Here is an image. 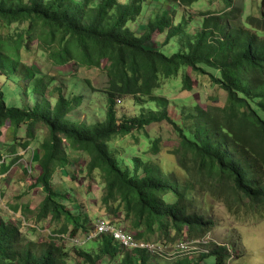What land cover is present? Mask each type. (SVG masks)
I'll list each match as a JSON object with an SVG mask.
<instances>
[{
    "label": "trees",
    "instance_id": "obj_1",
    "mask_svg": "<svg viewBox=\"0 0 264 264\" xmlns=\"http://www.w3.org/2000/svg\"><path fill=\"white\" fill-rule=\"evenodd\" d=\"M176 1L186 8L199 2ZM146 2L0 0V30L26 25L17 39L0 36V70L13 80L17 70L21 78L35 79L29 90L39 99L32 107L9 106L0 87V138L5 126L13 132L5 149L7 156L0 147L3 173L22 157L19 145L24 149L31 145L38 124L48 131L31 162V168L37 165L39 173L30 188L40 187L44 197L34 209L29 204L12 206L13 211L21 208L25 219L31 213L36 221L32 231L40 229L41 221L55 225L51 230L55 234L88 230L89 215L79 205L71 206L77 203L68 197L72 194H65L52 183L55 171L71 164V152L87 156V173L102 176L103 203L119 215L118 220L128 222L139 238L170 240L173 244L185 237L204 238L217 223L197 208L201 195L264 214V0L260 17L247 18L236 0H208L211 4L222 2L225 9L200 13L202 19L194 30L192 19L183 17L176 23L160 6L143 28L138 25L133 30L145 13ZM155 33L165 35L164 46L172 43L171 50L176 43L177 51L165 54L151 47ZM33 40H38L56 65L76 62L106 71L103 120L90 123L74 115L93 101L89 97L97 90L90 80H86L88 89L80 94L67 98L59 90L55 103L50 102L45 91L53 79L37 78L33 67L22 62L21 49ZM180 73L185 92L193 90L192 76L207 78L224 92L225 104H184L181 122L172 118L170 100L156 91L162 89V80L177 79ZM123 98L144 105L142 112L118 118L115 108ZM164 121L178 138L174 154L180 174L166 169L157 158L161 152L159 137L142 154L127 156L116 148V138ZM22 125L27 138L18 145ZM28 232L5 216L0 218V264H69L72 256L64 241L51 234L32 239ZM96 241L97 246L88 250L73 246L77 264H104L107 259L113 264L157 261L142 250L124 251L110 235H101ZM232 248L213 244L199 258L184 256L173 264H233Z\"/></svg>",
    "mask_w": 264,
    "mask_h": 264
},
{
    "label": "rangeland",
    "instance_id": "obj_2",
    "mask_svg": "<svg viewBox=\"0 0 264 264\" xmlns=\"http://www.w3.org/2000/svg\"><path fill=\"white\" fill-rule=\"evenodd\" d=\"M145 13L137 20L136 25L132 28L137 30L139 25L143 28L148 22L152 14L158 12L157 8L162 6L164 10L170 13V16L177 21L180 18L191 20V30L196 29V23H200V13L211 11V13L222 12L225 5L222 2L211 4L208 0H199L192 7H183L178 5L176 0H163L161 5L158 0H146ZM262 0H236V5L242 9L244 18L261 15ZM193 17V18H192ZM179 19V20H178ZM25 24H14L8 29L0 30V36L11 37L17 39L18 35L25 29ZM165 35L155 33L150 46L160 49L165 54H172L177 51L176 43L164 46ZM22 62L27 66H32L33 70L38 74V77L52 78L53 81L49 84L45 95L52 104L62 90L67 98H72L80 94L84 89H88L86 80H90L97 92L93 93L91 103H85L84 107L78 109L74 115L75 118H81L88 122H96L103 120L105 112L102 110L106 105L105 89L108 86V77L103 68H87L79 66L76 62H69L65 66H59L53 63L49 57L46 49H43L38 43V40H33L28 44V47L21 49ZM188 75H192L190 70H187ZM6 71L0 70V87L6 95V101L9 106L24 107L29 105L34 106L36 101H39L38 96L33 97L29 88L34 87L35 79L27 81L21 78L20 70L14 74V80L5 76ZM183 75V72H182ZM193 90L185 92L182 86L181 73L177 79L162 80V89L156 91V94L165 96L170 100L169 114L172 118L181 122L182 113L181 108L184 104H196L206 107L207 105H222L226 102V95L222 90L214 87L207 78H196L192 76ZM122 102L116 105V113L118 118L132 117L142 112L144 105L136 103L131 98H123ZM47 129L42 125L36 126L34 135L35 138L31 140V145L24 149L19 145L20 141L27 138L25 126L22 125L18 131L17 143L19 145V154L22 156L9 171L3 173L0 165V218H5L15 224H19L25 233L32 239H43L49 237V230H53L56 226L49 225L47 222L41 221L40 229L32 231L30 228L36 226V221L31 213L25 219L22 216L20 209L13 211L14 205L29 204L31 209L39 205L44 197V192L40 187L30 188V185L35 182L36 175L39 173L38 166L34 165L31 168L33 157L37 153L39 143L47 136ZM13 132L7 126L3 127V135L1 136V144L3 153L7 156L5 149L8 143L12 140ZM159 137L161 152L157 156L165 165L166 169H171L174 172H181L177 165V156L174 150L178 146V138L174 133L172 126L166 121L159 123H152L142 129L133 130V132L123 138H116V148L127 156L132 153H140L151 145V141ZM71 164L63 169L58 168L52 176L53 186L60 189L68 195L72 194L71 201L74 203V208L81 207V210L89 215L88 228L92 227L94 221L98 217H110L118 224L132 229L125 220H118L113 209H108L102 201L104 194V182L101 174L95 172L92 176L87 173L86 162L87 156L83 153L71 152ZM148 156V155H147ZM146 156V157H147ZM11 160V156L7 157L6 162ZM33 165V164H32ZM168 171V170H167ZM70 203V201H67ZM197 208L200 212L207 214L209 218L216 221L217 225L214 230L209 232L204 238L199 241L198 253L185 255L189 258H199L203 251L209 252L213 244H228L231 245L235 252V259L233 264H264V214L260 215L258 212L249 207L234 208L225 199L211 198L209 195H201L198 199ZM206 215V216H207ZM119 216V215H118ZM106 219V218H105ZM38 223V222H37ZM45 230H41V229ZM133 231V230H132ZM82 233V232H79ZM190 240V239H189ZM152 241H156L153 240ZM161 241V240H158ZM166 246L171 247L172 242L168 240L163 242ZM67 248L71 252L72 258L69 259V264H77L79 258H74V245L66 243ZM97 246L96 240H88L80 248L88 250ZM184 257V256H183ZM172 260H165L157 258V261L152 260V264H173ZM104 264H113L108 259L103 261Z\"/></svg>",
    "mask_w": 264,
    "mask_h": 264
},
{
    "label": "built area",
    "instance_id": "obj_3",
    "mask_svg": "<svg viewBox=\"0 0 264 264\" xmlns=\"http://www.w3.org/2000/svg\"><path fill=\"white\" fill-rule=\"evenodd\" d=\"M103 234L112 236L122 248L128 251L144 250L152 258L172 260L200 251L197 247L200 242L189 240L186 237L176 242L172 247L149 240L139 239L133 231L127 230L125 227L117 225L111 219L107 218H98L93 227L81 235L63 234L61 238L66 243L82 245L88 240L96 239Z\"/></svg>",
    "mask_w": 264,
    "mask_h": 264
},
{
    "label": "clouds",
    "instance_id": "obj_4",
    "mask_svg": "<svg viewBox=\"0 0 264 264\" xmlns=\"http://www.w3.org/2000/svg\"><path fill=\"white\" fill-rule=\"evenodd\" d=\"M98 218H107V217H98ZM97 218V219H98ZM96 219V220H97ZM107 219H109V218H107ZM110 219L112 220V218L110 217ZM95 220V221H96ZM95 221H94V223H95ZM113 221V220H112ZM113 222H115V221H113ZM116 223V222H115ZM117 225H121V224H118V223H116ZM94 225V224H93ZM121 226H123V225H121ZM93 227V226H92ZM123 227H125V226H123ZM126 228V227H125ZM90 229V227L88 228V230ZM127 230H130V229H128V228H126ZM42 231L43 230H45L44 228L43 229H41ZM49 230V232H50V234L52 235V236H54V237H56V239H58V240H62V238H61V235H63V234H68V235H81V234H83L84 232H86V231H79V232H82V233H79V232H77V234H71V233H53V232H51V230L50 229H48ZM87 230V231H88ZM132 231V230H131ZM134 232V231H133ZM135 233V232H134ZM103 235H106V234H103ZM135 235H136V233H135ZM100 237V236H99ZM98 237V238H99ZM112 237V236H111ZM137 237V236H136ZM98 238H96V239H98ZM137 238H139V237H137ZM96 239H93V240H96ZM114 239V238H113ZM139 239H144V240H149V241H151V242H157V243H161V244H164L163 242H161V241H158V240H156V241H152L151 239H145V238H139ZM115 240V239H114ZM63 241V240H62ZM116 241V240H115ZM65 242V241H64ZM117 242V241H116ZM66 243V242H65ZM118 243V242H117ZM71 244V243H70ZM85 244V243H84ZM176 243H174V244H172V246L173 245H175ZM71 245H74V244H71ZM83 245V244H82ZM82 245H74V246H79V247H81ZM118 245H119V243H118ZM165 245V244H164ZM120 246V245H119ZM171 246V247H172ZM121 247V246H120ZM122 248V247H121ZM124 251H128V250H126V249H124V248H122ZM140 250V249H139ZM132 251H138V250H132ZM142 251H144V250H142ZM146 252V251H145ZM147 253V252H146ZM148 254V253H147ZM149 256V255H148ZM150 257V256H149ZM183 257V256H182ZM152 258V257H151ZM180 258V257H179ZM152 259H157V258H152ZM177 259V258H176Z\"/></svg>",
    "mask_w": 264,
    "mask_h": 264
}]
</instances>
